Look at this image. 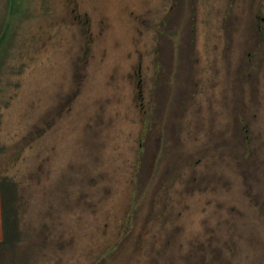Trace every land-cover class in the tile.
I'll list each match as a JSON object with an SVG mask.
<instances>
[{"label":"rangeland","instance_id":"rangeland-1","mask_svg":"<svg viewBox=\"0 0 264 264\" xmlns=\"http://www.w3.org/2000/svg\"><path fill=\"white\" fill-rule=\"evenodd\" d=\"M263 42L264 0H0V264H264Z\"/></svg>","mask_w":264,"mask_h":264},{"label":"trees","instance_id":"trees-1","mask_svg":"<svg viewBox=\"0 0 264 264\" xmlns=\"http://www.w3.org/2000/svg\"><path fill=\"white\" fill-rule=\"evenodd\" d=\"M1 209L4 237L0 242V250L18 242L21 236L18 217V201L20 198L16 182L9 176L0 177Z\"/></svg>","mask_w":264,"mask_h":264},{"label":"flooded vegetation","instance_id":"flooded-vegetation-1","mask_svg":"<svg viewBox=\"0 0 264 264\" xmlns=\"http://www.w3.org/2000/svg\"><path fill=\"white\" fill-rule=\"evenodd\" d=\"M259 31L262 32V26L261 25H259ZM262 44H263V47H264V42ZM250 56H251V54H250ZM137 75H140V70H138ZM138 86L139 87L141 86V80L138 81ZM140 95H141V92H140Z\"/></svg>","mask_w":264,"mask_h":264}]
</instances>
